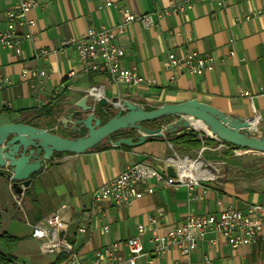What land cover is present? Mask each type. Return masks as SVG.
Returning a JSON list of instances; mask_svg holds the SVG:
<instances>
[{
    "label": "crops",
    "instance_id": "0c3cea01",
    "mask_svg": "<svg viewBox=\"0 0 264 264\" xmlns=\"http://www.w3.org/2000/svg\"><path fill=\"white\" fill-rule=\"evenodd\" d=\"M179 1L112 0L111 7L99 9L101 0H38L32 14L35 26L16 30L21 37V55L0 46V125L31 122L62 133L59 121L63 112L74 110L88 92L101 91L99 97L93 94L95 98L124 99L144 109L196 99L228 116L250 120L251 128L245 130L249 134H264V0H223L221 4L207 0L159 20V28H146L140 22L128 24L116 39L125 52L122 65L135 67L142 77L154 80L152 85H120L107 74L86 72L79 62L72 44L87 30L121 24L125 10L150 14L157 21V13ZM12 8L13 0H0V31L5 30L6 12ZM27 33L32 35L30 40L23 38ZM44 51L47 54L40 55ZM188 52L212 57L213 70L200 76L183 71L172 79L173 74L165 69L168 54ZM23 69L44 70L47 76L31 85L21 77ZM71 71L74 74L69 76ZM244 92L249 95L243 96ZM43 107L52 109L53 115H37ZM194 131L205 138L198 150L174 147L164 136L132 147L105 142L85 154L54 155L31 177L29 196L24 195L27 188L15 193L11 183L0 176V232L22 238L0 244V250L10 252L16 264H70L65 253L45 251V239L31 235L33 226L57 214L63 223L60 237L72 246L81 262L88 263L96 250L135 236L139 224L145 229L144 249L151 251L153 235L181 224L190 214L264 205V181L256 178L243 184L226 183L212 173L225 169L247 172L250 161L264 153L235 149L208 133ZM134 135L124 132L111 139ZM134 164L150 167L164 178L170 165L195 184L188 190L149 178L140 187L144 195L128 205L93 200L94 190ZM207 172L212 177H207ZM147 188L153 193L147 194ZM31 195L36 208L29 202ZM34 209L37 219L32 221ZM150 217L157 219L156 224L148 222ZM17 222L27 227L22 235L12 233ZM4 245L18 248L10 251ZM154 264H264V226L251 244L232 248L215 233H208L189 255L173 249Z\"/></svg>",
    "mask_w": 264,
    "mask_h": 264
},
{
    "label": "built area",
    "instance_id": "2783aa9c",
    "mask_svg": "<svg viewBox=\"0 0 264 264\" xmlns=\"http://www.w3.org/2000/svg\"><path fill=\"white\" fill-rule=\"evenodd\" d=\"M202 1L207 0H180L177 4H172L170 8L157 13V21L152 15H139L129 10L124 11V21L111 28H91L73 42L77 58L84 66L86 72L103 73L110 76L117 84L140 86L152 85L154 80L142 77L135 67L124 68L122 62L125 52L116 43V39L121 35L126 26L132 22H140L146 28H159V20L172 15L180 14ZM221 4L223 0H211ZM99 9L112 6V0H101ZM38 7V0H13V8L6 12V28L0 31V46L4 49L21 55V37L16 33L18 27L29 29L35 26L32 18L34 10ZM25 39L32 38L31 33L24 35ZM47 53L41 52L40 55ZM234 53L231 51L230 55ZM39 55V54H38ZM214 59L210 56L200 55L197 52L185 54L170 53L165 65V69L175 75L187 72L194 76H200L204 72L214 68ZM74 74L71 71L68 75ZM47 76L44 70L23 69L21 77L30 81L43 79ZM4 80L3 83H7ZM2 88V84H0ZM95 88H91L94 90ZM243 96H248L244 92ZM149 178H154L157 182H164L169 186L178 188L185 186L192 190L195 183L184 179L180 172L176 177L164 178L158 171L140 164L127 167L119 175L111 178L104 185L94 190L92 198L95 202L112 201L117 206H124L134 199H139L144 195L141 185ZM147 194H152L153 189L147 188ZM150 224H156L157 219L150 217ZM264 226V205L249 204L244 210L227 208L221 209L215 214H190L184 222L167 230L163 234H155L150 238L152 244L151 251H146L142 242L145 233L144 225L139 224L136 228V235L123 241H115L94 252L90 262L83 263L78 255L73 251L72 246L64 241L59 232L63 229V223L57 214L48 216L43 222L32 227V237L45 239L42 247L47 252H63L70 264H154L155 260L177 250L181 255L187 256L192 253L206 234L215 233L222 240L227 242L232 248L242 247L254 242L256 235ZM82 232L83 229H80ZM103 231L107 232L108 227L104 226ZM205 263L208 259L205 258Z\"/></svg>",
    "mask_w": 264,
    "mask_h": 264
},
{
    "label": "water",
    "instance_id": "95a60500",
    "mask_svg": "<svg viewBox=\"0 0 264 264\" xmlns=\"http://www.w3.org/2000/svg\"><path fill=\"white\" fill-rule=\"evenodd\" d=\"M90 98L93 100L88 103ZM97 107L108 117L106 122L96 116ZM161 119L171 120L163 127L144 125ZM194 123H201L204 128H196ZM59 125L62 133L22 122L0 125V176L11 183L15 193L21 194L28 188L31 177L55 153L85 154L105 142L115 147H132L149 138H162L180 130H196L231 146L264 153V134L251 135L245 131L251 128L250 120L228 116L196 99L164 103L148 111L128 100L95 98L88 92L74 110L63 112ZM82 131L85 134L79 136ZM117 132H135V135L112 140L111 136ZM166 171L170 177L177 176L170 165Z\"/></svg>",
    "mask_w": 264,
    "mask_h": 264
},
{
    "label": "trees",
    "instance_id": "16d2710c",
    "mask_svg": "<svg viewBox=\"0 0 264 264\" xmlns=\"http://www.w3.org/2000/svg\"><path fill=\"white\" fill-rule=\"evenodd\" d=\"M145 110H152L151 108H146ZM53 110L43 107L42 108V112H38L37 115L39 116H44V117H50L51 115H53ZM96 116H98L99 118H101L102 122H106V120L108 119L107 116L103 115L101 110L97 107L96 108ZM26 124L32 125L31 122H25ZM147 127H152V128H157L160 127L161 124L159 123V120L157 121H152L149 123H145L144 124ZM35 126V125H34ZM36 127V126H35ZM124 132H117L115 134H113L111 136V138H115L117 135L119 134H123ZM85 134V131H82L80 133L79 136H83ZM165 138L170 141L174 147L180 145L182 148L184 149H190V150H198L202 147V144L204 142L205 144V138L203 136V134H199L193 130H180L179 132L172 134V135H166ZM159 139V138H157ZM156 139V140H157ZM207 143V142H206ZM231 146V145H230ZM232 148L237 149L238 147L235 146H231ZM62 153H55L54 155H61ZM39 171L37 173H35L33 176H35L36 174H38ZM32 176V177H33ZM31 193V187L27 188L24 192L25 196H29ZM22 240V238H18L15 236H12L8 233L5 232H0V243H4V244H12V243H16L18 241ZM59 255H62V253H60ZM0 264H16L15 263V258L8 254L3 252L2 250H0Z\"/></svg>",
    "mask_w": 264,
    "mask_h": 264
},
{
    "label": "rangeland",
    "instance_id": "374dc122",
    "mask_svg": "<svg viewBox=\"0 0 264 264\" xmlns=\"http://www.w3.org/2000/svg\"><path fill=\"white\" fill-rule=\"evenodd\" d=\"M171 119H161L159 120V123L161 124L160 127L165 126ZM64 135H66V132H64ZM252 135V134H251ZM264 155V154H262ZM249 168L247 169V172L244 171H237V172H227L226 169L225 170H219V172H212L216 177H218L220 179V181L223 182H230V183H237V184H243L244 181H253L254 179L258 178L261 181H264V156L262 157H257L256 159H252V161H250L249 163ZM213 167H215V165H213ZM35 201V197L34 196H30L29 198V202L30 204H33V208L36 205H34ZM21 203V202H20ZM36 209H34V211L32 212L31 216V220H36L37 219V214H36ZM16 229H14L12 231V233L14 235H22L23 233H25L27 231V227L23 226L21 223H16L15 225ZM3 244V243H0ZM6 246L8 249H10V251L17 249L18 247H16V245H4ZM10 253V252H8Z\"/></svg>",
    "mask_w": 264,
    "mask_h": 264
},
{
    "label": "bare ground",
    "instance_id": "6f19581e",
    "mask_svg": "<svg viewBox=\"0 0 264 264\" xmlns=\"http://www.w3.org/2000/svg\"><path fill=\"white\" fill-rule=\"evenodd\" d=\"M91 91H93V90H91ZM92 93V92H91ZM95 96H101L102 95V93H101V91H98V92H94L93 93ZM195 125V127L196 128H204V126L201 124V123H194ZM254 125H255V121L253 122V124H252V126L254 127ZM196 163V162H195ZM197 165V164H196ZM183 172V171H182ZM204 175V174H203ZM183 176H185V177H187L188 175H186V173H183ZM206 176L207 177H212V174H210L209 172H207L206 173Z\"/></svg>",
    "mask_w": 264,
    "mask_h": 264
}]
</instances>
